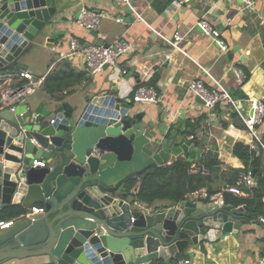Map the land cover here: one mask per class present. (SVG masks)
<instances>
[{"label":"water","instance_id":"1","mask_svg":"<svg viewBox=\"0 0 264 264\" xmlns=\"http://www.w3.org/2000/svg\"><path fill=\"white\" fill-rule=\"evenodd\" d=\"M56 17L54 0H0V71H26L24 60ZM134 103L113 91L76 109L27 101L0 110V214L19 209L15 224L0 230V264L171 261L191 246L213 250L249 223L244 207L186 200L143 211L122 198L128 177L181 160L192 145L177 131H154ZM202 153L190 152L189 162Z\"/></svg>","mask_w":264,"mask_h":264},{"label":"crops","instance_id":"2","mask_svg":"<svg viewBox=\"0 0 264 264\" xmlns=\"http://www.w3.org/2000/svg\"><path fill=\"white\" fill-rule=\"evenodd\" d=\"M251 1L249 5L242 0H192L183 4L177 0H136L134 6L144 18L138 22L122 0H54L58 17L39 38L38 48L24 60L26 71L36 79H45L52 71L69 64L76 71L89 72L91 79L70 89L71 94L62 102L52 100L42 87L28 102L33 106L44 103L48 109L67 103L76 109L93 95L113 91L121 101L133 100L137 87L155 82L151 88L161 101L134 103V111L146 113L144 121L154 131H177L178 139L191 141L189 152L183 153L188 161L192 151H202V157L215 149L219 166L209 170L211 182L202 190L216 196L233 187L244 168L234 155V146H251L253 139L239 116H233L237 112L229 104L209 110L196 101L189 86L203 81L211 89L223 88L235 101L242 102L246 115L251 101H264V0ZM83 11L100 16L97 37L92 30L79 25ZM118 18L124 22H118ZM199 22H205L216 35L203 33ZM178 34L183 40L175 47L170 42L176 43ZM73 39L84 47L120 40L130 45V51L119 58L116 66L92 74L83 53L71 56ZM204 116L206 129L195 133L196 140H190L192 135L186 133V123ZM257 135L264 146V123L257 128ZM260 149L257 157L264 169V148ZM201 157L194 162L197 164ZM178 159L176 156L170 161ZM170 206L172 201L158 200L149 207L158 210ZM248 221L238 234H225L213 250L203 246L195 251L191 246L184 253L185 259L192 264H264V227L258 221Z\"/></svg>","mask_w":264,"mask_h":264},{"label":"trees","instance_id":"3","mask_svg":"<svg viewBox=\"0 0 264 264\" xmlns=\"http://www.w3.org/2000/svg\"><path fill=\"white\" fill-rule=\"evenodd\" d=\"M169 1L172 0H168V3ZM90 79L89 72L76 71L71 65L65 64L61 69L52 71L46 76L42 88L52 100L62 102L71 94L72 91L70 89L88 82ZM24 83H27V81H21L19 71H0V97L9 88L18 87ZM153 85H155V82L148 83L147 86L153 87ZM140 86L137 87L136 91ZM132 98L134 99V96ZM233 116L238 117L235 113ZM205 119L206 116L198 118L194 122L188 121L186 123V133L195 137V133L205 130ZM214 151L215 149L202 156L197 164L210 171L219 166L217 154H214ZM234 155L244 165V168L239 171L234 186L245 188L239 183V178L243 173L247 172L253 174L256 185L251 189H244L246 193H249L246 197L235 196L231 193L223 194L224 206L234 209L244 207L248 210L245 218L258 221L260 216H264V169L256 152L250 146L242 143L236 144L234 146ZM193 164L195 162L191 163L187 158L183 157L181 160L170 161L161 166L156 165L138 175L130 176L121 185L122 198L129 200L133 204L141 202L148 206H152L158 200H168L177 203L189 200L192 194L208 188L211 182L210 176L192 174ZM139 181L141 183L136 191ZM208 193L210 195L215 194L214 192L210 193L209 190ZM205 202H209V199L205 200ZM17 214H19V209H15L13 213H1L0 221L13 220ZM184 259V254H181L177 260L165 261L158 259L152 264H178L179 261Z\"/></svg>","mask_w":264,"mask_h":264},{"label":"built area","instance_id":"4","mask_svg":"<svg viewBox=\"0 0 264 264\" xmlns=\"http://www.w3.org/2000/svg\"><path fill=\"white\" fill-rule=\"evenodd\" d=\"M134 1L136 0H122L123 4L136 16V21L143 22L144 18L136 10L134 6ZM179 4L189 2L192 0H177ZM245 3L251 5V0H242ZM118 22L123 23V18H118ZM79 25L84 27L86 30L96 31L100 25V16L91 15L86 11H83V16L79 18ZM198 27L206 35H216V32L212 31L210 27L205 22H199ZM183 40L181 35L175 36V42H170L173 46H177V43ZM223 47L224 44L221 43ZM130 51V45L123 41H116L110 45H93L89 47L81 46L77 39L71 41V56L77 53H83L86 65L92 74H96L104 70L105 65L110 67L116 66L119 58L128 54ZM21 81H27L21 86L12 87L4 91L0 97V110L7 109L13 112L16 111L17 107L27 102L29 97L34 95L38 89L43 85V79H36L32 73L29 71H19ZM123 74H127V71H123ZM190 92L196 97H200L205 102V107L209 110L215 109L217 106L223 103L229 104L236 112L239 118L242 120L245 128L247 129L249 135L252 137L253 141L251 143V149L259 154L260 148H264L262 141L258 138L257 128L262 126L264 123V101L263 100H253L249 106V114H245L242 108L241 101H235L229 93H227L223 88L217 87L216 89L209 88L203 81H194L189 86ZM134 102L138 104H157L161 101L157 91L151 87H141L134 95ZM195 137L192 136L190 140L194 141ZM39 165L44 166L43 163ZM192 174H201L204 176L209 175V170L199 164H193ZM239 183L245 188H253L256 185V181L251 172L243 173L239 178ZM231 193L235 196L244 197L246 193L242 191L240 187H227L223 189L218 195L212 196L207 191H198L191 195V199L194 201L203 199H209V202L217 201L216 204L224 206L223 194ZM134 206L143 211H148L150 207L141 202H135ZM36 213L42 212L43 209H33ZM134 221V220H133ZM16 220L10 221H0V230H5L12 227ZM258 222L264 226V216L258 218ZM178 264H192L191 260L184 259L178 262Z\"/></svg>","mask_w":264,"mask_h":264},{"label":"rangeland","instance_id":"5","mask_svg":"<svg viewBox=\"0 0 264 264\" xmlns=\"http://www.w3.org/2000/svg\"><path fill=\"white\" fill-rule=\"evenodd\" d=\"M244 112H245V110H244Z\"/></svg>","mask_w":264,"mask_h":264}]
</instances>
